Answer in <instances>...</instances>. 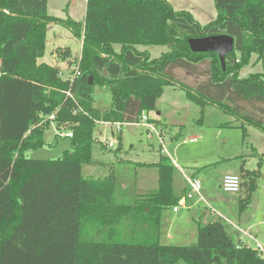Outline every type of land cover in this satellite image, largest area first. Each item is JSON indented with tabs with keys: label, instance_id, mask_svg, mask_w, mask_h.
Returning <instances> with one entry per match:
<instances>
[{
	"label": "trees",
	"instance_id": "obj_1",
	"mask_svg": "<svg viewBox=\"0 0 264 264\" xmlns=\"http://www.w3.org/2000/svg\"><path fill=\"white\" fill-rule=\"evenodd\" d=\"M213 4L216 18L201 26L167 0H86L82 22L48 16L46 0H0V264H264L259 251L233 241L222 218L199 224L192 244L161 243L162 215L187 191L175 188L179 172L165 157L151 165L156 191L127 202L117 199L112 176L81 174L95 124L137 123L167 85L183 88L201 108L210 104L235 117L244 137V125L264 134L263 75L237 77L251 56L264 59V0ZM52 24L81 43L72 80L37 62ZM215 35L234 40L224 71L216 54L189 50L188 40ZM137 46L169 51L153 59ZM59 54L65 60L69 50ZM182 73L193 81H182ZM95 87L111 94L104 113L93 105ZM51 124L72 134L69 150L55 160L26 158L45 146ZM238 176L243 209L260 173L242 166Z\"/></svg>",
	"mask_w": 264,
	"mask_h": 264
},
{
	"label": "rangeland",
	"instance_id": "obj_2",
	"mask_svg": "<svg viewBox=\"0 0 264 264\" xmlns=\"http://www.w3.org/2000/svg\"><path fill=\"white\" fill-rule=\"evenodd\" d=\"M167 1L175 11L189 12L201 26L216 18L212 0ZM85 6L86 0H46V13L60 20L82 22ZM44 44V56L37 62L57 68L63 80L71 77L74 65L80 58V41L62 24H52L48 26ZM113 48L115 51L119 50L118 45ZM136 49L147 52L153 59L169 51L167 46H137ZM64 50H69V57L65 60L59 54ZM236 58L235 62L238 63V55ZM255 74L263 75L264 80V59L257 61V56L253 55L248 64L238 70L237 77L246 79ZM181 76L185 78L182 79L185 83L193 81V78H187L183 73ZM93 105L102 113L109 110L111 94L106 87H95ZM143 115L146 121L140 118L137 123L123 125L119 133L118 125L97 122L92 133L90 162L81 165L82 176H112L116 183L117 199L127 202L135 196L156 190L158 172L151 165L159 162L162 157L177 168L179 176L174 179V186L180 191L182 181L187 187L184 176H192L193 169L197 167L200 169L198 174L202 182V200L199 196L194 198L198 204L196 210L191 212L194 219L183 223L186 231L180 228L183 233H188L189 243L196 241L197 222L203 214L210 217L209 220L222 218L234 242L239 238L248 240V233L257 238L249 240L251 246L256 245L255 240L264 246V134L250 127L245 129L244 137L243 129L239 127L240 123L235 117L210 104L201 108L186 98L183 88L174 85L164 86L155 109ZM55 135L54 125L51 124L44 131L45 146L28 151L24 156L36 160L60 158L64 151L69 150V141L67 138L56 139ZM193 137H198L196 143H188V139ZM108 143H112L113 147L105 148ZM242 165L260 173L249 203L243 209L244 196L241 192L226 194L219 189L220 178L230 174L239 175ZM211 212L217 217H211ZM172 213L165 211L162 215L160 240L162 244L181 245L176 238L181 231L171 229L175 239L167 240L166 236L170 234L167 228L172 222H179L180 218L189 219L190 212L185 211L179 216ZM238 241L242 243L241 240ZM260 253H263V248ZM262 257L264 259L263 254ZM177 264L187 263L179 261Z\"/></svg>",
	"mask_w": 264,
	"mask_h": 264
},
{
	"label": "built area",
	"instance_id": "obj_3",
	"mask_svg": "<svg viewBox=\"0 0 264 264\" xmlns=\"http://www.w3.org/2000/svg\"><path fill=\"white\" fill-rule=\"evenodd\" d=\"M74 66H75V68H74V72L71 76V80L73 78L79 76V70H78L77 64L75 63ZM67 96L72 97L70 93H67ZM53 117H54L53 115L50 116V119H53ZM141 120L146 121V117L143 115L141 117ZM116 125H118L117 131L120 132L121 131L120 130L121 125H119V124H116ZM151 131H154V129H151ZM63 132L56 133V135L59 136L60 138H70L72 136V134L70 132H65L67 134H64ZM63 135H65V136H63ZM196 139H197L196 137L190 138V139H188V143L192 144L196 141ZM112 147H113L112 143L105 144V148H107V149H110ZM184 178H185V181L187 184V191L179 199L177 205L175 207H173V209H172L173 213H178L180 208L185 207V204L187 201L194 200V198L196 196H199V199L202 200L201 195H200L201 188H202L201 181L199 179L193 178V177L184 176ZM240 184H241V181H240L239 176L230 174V175H225L222 177L221 183H220V188H221L222 192H224L226 194H237L240 192ZM254 250L261 252L262 248L259 244H256L254 246ZM261 254H263V253H261Z\"/></svg>",
	"mask_w": 264,
	"mask_h": 264
},
{
	"label": "crops",
	"instance_id": "obj_4",
	"mask_svg": "<svg viewBox=\"0 0 264 264\" xmlns=\"http://www.w3.org/2000/svg\"><path fill=\"white\" fill-rule=\"evenodd\" d=\"M212 2H213V0H212ZM213 7H214V4H213ZM215 9V8H214ZM55 55V54H54ZM54 63H56L55 61H54ZM244 128L245 129H247V128H250L249 126H246V125H244ZM246 131V130H245ZM197 139H198V137H196ZM197 139H196V141H197ZM196 141L194 142V143H196ZM243 166V165H242ZM245 168V167H244ZM182 169V168H181ZM245 169H247V168H245ZM199 170L200 169H198L197 167H196V169L194 168L193 169V173H192V176H190V177H193V178H197V179H199V174H198V172H199ZM248 170H250V169H248ZM254 170H256V169H254ZM250 171H252V170H250ZM234 175H238V174H234ZM221 179H222V177L220 178V181H219V189L221 190V188H220V183H221ZM200 180V179H199ZM201 181V180H200ZM202 183V182H201ZM181 185H182V187H180L181 189L182 188H184L185 187V184H184V182L182 181L181 182ZM157 189V188H156ZM179 190V189H178ZM156 191V190H155ZM154 191V192H155ZM195 200V199H194ZM193 200V201H194ZM197 202L196 201H194V202H192V201H187L186 202V204H185V207H183V208H180V210L178 211V213H175V214H173L172 213V215H174V216H179L180 214H183V212H185V211H189L190 212V215L188 216V218L189 219H185V220H183L184 218H180V221L178 222V221H174V222H172L171 224H170V226H168L169 228H167L168 229V232L170 233L169 235H167L166 236V238H167V240H174L175 239V236L174 235H172V233L170 232L171 231V229H173L174 228V230L176 231V230H178V231H181V229L180 228H182V229H184V224L183 223H188V221L189 220H191V221H193V219H194V215H193V213H191L192 211H194V210H196V208H197ZM215 213H210V216L211 217H217L216 216V214L214 215ZM202 218H200V221H198L197 223H199V224H206V223H208V222H210V221H212V220H215V219H211V220H209L208 218H210V217H205V215H203L202 214ZM205 217V218H204ZM198 224V225H199ZM249 228V227H248ZM185 230V229H184ZM186 231V230H185ZM167 233V232H166ZM247 233V232H246ZM247 237H249L248 238V240H246L245 238H239L238 240H241L242 241V243L244 244V245H247V246H250L252 249H254V246H251L250 244H249V240H252V237L253 238H256V235H254V234H248L247 233ZM178 237H176L180 242L179 243H182L181 245H189L190 243H189V241H188V239H189V236H188V233H183L182 231H181V233L180 234H178L177 235ZM257 239V238H256ZM253 241V240H252ZM256 241V244H258L259 242L257 241V240H255ZM193 242V241H192ZM255 243V242H254ZM192 244V243H191ZM260 246H261V248H263V251H264V246H262L261 244H260Z\"/></svg>",
	"mask_w": 264,
	"mask_h": 264
},
{
	"label": "water",
	"instance_id": "obj_5",
	"mask_svg": "<svg viewBox=\"0 0 264 264\" xmlns=\"http://www.w3.org/2000/svg\"><path fill=\"white\" fill-rule=\"evenodd\" d=\"M188 46L190 52L193 54H216L221 68L224 71L225 58L228 54L232 53L234 40L227 35H215L199 39H190L188 40Z\"/></svg>",
	"mask_w": 264,
	"mask_h": 264
}]
</instances>
